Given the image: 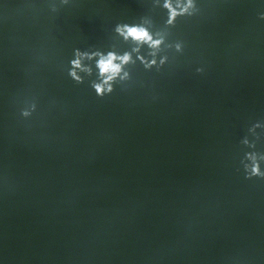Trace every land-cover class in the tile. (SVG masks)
<instances>
[{
    "label": "water",
    "instance_id": "obj_1",
    "mask_svg": "<svg viewBox=\"0 0 264 264\" xmlns=\"http://www.w3.org/2000/svg\"><path fill=\"white\" fill-rule=\"evenodd\" d=\"M0 264H264V0H0Z\"/></svg>",
    "mask_w": 264,
    "mask_h": 264
},
{
    "label": "clouds",
    "instance_id": "obj_2",
    "mask_svg": "<svg viewBox=\"0 0 264 264\" xmlns=\"http://www.w3.org/2000/svg\"><path fill=\"white\" fill-rule=\"evenodd\" d=\"M191 3V0H189V4ZM165 7H168L171 11V14L173 17H175L176 12L174 9L171 8L170 4H165ZM186 10V9H185ZM117 31L120 32L121 35L125 37V39L131 38L132 40L138 42V43H147L149 47L151 48H158L161 41L160 40H153L152 36L149 34V32L141 27H127L124 28H117ZM138 50V49H136ZM87 54H81L77 53V59L73 61L74 68H81L83 71H88L86 68H82L81 66V57L86 56ZM89 59L91 57H88ZM131 59L129 54H125L122 57H117L113 53H109L107 57L101 56L100 60L98 61V67L100 69V73L102 76H105L104 84H108L109 81L113 80L122 70V65L129 62ZM119 60L120 63H115V61ZM152 63H155L153 61ZM72 75L74 78L79 80L80 78L76 75L75 71L72 72ZM126 75V74H125ZM96 90L98 93H101L104 91V87L101 84L95 85ZM109 91L111 90L109 86Z\"/></svg>",
    "mask_w": 264,
    "mask_h": 264
}]
</instances>
